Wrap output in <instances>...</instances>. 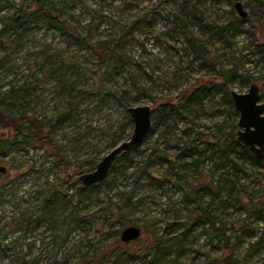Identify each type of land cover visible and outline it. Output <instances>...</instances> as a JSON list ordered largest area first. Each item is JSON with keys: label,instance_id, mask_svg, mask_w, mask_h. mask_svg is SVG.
<instances>
[{"label": "rangeland", "instance_id": "1", "mask_svg": "<svg viewBox=\"0 0 264 264\" xmlns=\"http://www.w3.org/2000/svg\"><path fill=\"white\" fill-rule=\"evenodd\" d=\"M176 1L180 3L182 0ZM239 1L248 11V17L237 23L235 36H232L233 30L220 32L221 26L227 25L231 18V5L225 0H207L205 6L201 4L203 11L198 13L204 18H194L190 29L207 39L209 32L204 25L209 23L211 33L215 35L210 43L214 57L222 63L228 76L238 75L230 90L246 92L250 84L257 83L264 96V15L259 16L256 12L261 13L258 6L264 0ZM30 2L8 0L0 14V29L3 15H10L18 5ZM196 2L191 0L192 4ZM171 3L165 0H67V13L74 14V19L78 20L76 23L80 22V29L86 35L97 39L119 30L126 34L124 49L129 65L119 74V83L130 87L133 79L139 78L149 86L151 95L133 105L149 104L154 109L200 79L221 81L214 78L213 71L200 68L199 60L189 69L182 68L189 60H194L196 53L188 41V33L174 27ZM146 14H149L147 18L142 17ZM68 56L76 57L85 66L96 63L85 46L41 19L38 24L31 25L17 47L4 49L0 46V91L11 86H29L34 93L30 110L45 116L54 114L61 100L54 91L55 80H41V66L51 67L56 59L59 61L60 57ZM144 70L149 71V77ZM247 75L254 76L248 85L244 83ZM209 83L208 80L204 85ZM81 101L80 114L67 121L57 133L70 161L67 165L61 166L58 159L45 153L33 136L27 142L20 140L10 145L7 154L0 155V169L5 168L4 172L0 170V264L34 258L42 264H75L82 255H91L94 249L99 251L102 264H151L147 249L154 240L160 236L171 238L195 219L190 215L194 204L186 196L188 188L177 189L173 183L179 181L176 177L163 185L150 177L136 183L138 173L126 179L114 171L108 179L116 177V186L106 180L98 184L97 193L75 202L76 207L68 202L72 186H83L79 175H70V172L78 170L80 165L90 167L94 158L98 163L115 145L129 139L133 132V127H127L122 134L120 127L129 112L118 99L108 97L102 106H98L102 96L87 94ZM198 105L202 109L197 116L190 117L193 122L189 124L188 134L183 135L186 123L178 119L170 122L169 129L161 130L172 131L184 139H193L196 132H202V141L223 138L236 124L234 133L237 138L239 114L236 116L234 103L224 93L209 94ZM1 133L12 141L13 131L0 130ZM166 144L167 140L160 134L149 135L133 156L139 161L154 147L163 150ZM174 145L169 146L168 153L177 151ZM244 159L240 163L243 161L245 172L236 174L232 171L230 175L233 181L236 180L237 189L232 190L231 183L227 186L221 183L225 189L223 197L231 203L223 223L219 226L196 225L178 261L166 264H222L229 255L245 264H264V165L254 164L247 157ZM23 164L35 167L24 172ZM152 169L170 172L171 165L156 164ZM202 181L211 184V178L206 174ZM49 182L59 184L62 190L56 197L54 214H45L43 204ZM239 185H244L257 199L253 203L244 200L243 195L237 194ZM134 186L138 187L145 202L125 210L129 223L121 226L116 219L96 220L98 216L102 218L106 207L124 206L121 193ZM40 214L58 221L56 229L50 230L47 222H41L37 229L27 230L19 223L24 215L25 218H35ZM130 225L138 226L141 236L116 244L113 230L119 228L122 232ZM110 251H115L116 255L112 253L110 256Z\"/></svg>", "mask_w": 264, "mask_h": 264}, {"label": "trees", "instance_id": "2", "mask_svg": "<svg viewBox=\"0 0 264 264\" xmlns=\"http://www.w3.org/2000/svg\"><path fill=\"white\" fill-rule=\"evenodd\" d=\"M165 1L172 2L170 12L174 16V27L181 28L188 33V41L194 47V52L196 53L194 60H189L187 66L182 68L189 69L194 66V62L199 60L200 68L213 71L214 78L221 81L215 82L212 78L200 79L197 83L186 87L176 96L170 97L167 102L157 105L153 109V129L150 135L160 134L163 139H166L165 149L161 150L160 147H154L139 161L133 156L134 153L140 151L139 149L125 152L117 158L108 175L109 177L116 171L122 177L130 179L138 173L136 183L145 177H150L162 185L171 183L173 181L172 177H176L179 181H173V183L176 184L177 189L188 188L186 196L194 204L190 209V215L194 216L195 219L183 231L178 232L171 238L163 239L160 236L154 240L153 245L147 249L151 264H166L168 262L171 263V261L173 263L178 261L189 241L190 232L196 225L202 224L205 226L210 224L211 226H219L223 223L224 214H226L231 203H229V199L223 197L225 189L221 186V183L226 186L231 183V189H237L235 186L236 180L233 181L230 175L232 171L236 174L245 172L244 158L247 157L254 164L264 165V161L258 160L248 147L237 140L234 133L236 124L223 138L215 137L214 139L202 141V132H196L193 139L190 137L184 139L177 137L172 131L161 130L162 128L169 129L170 122L178 119L186 123L183 135L188 134L190 130L189 124L191 121L193 122V120L190 121V117L198 115L199 110L202 109L201 107L199 109L198 104L209 94L224 93L230 102L233 103L229 87L234 84V80L238 76L237 74L228 76L222 63L217 62V57H214L210 43L214 40L215 35L211 33L212 29L208 27L209 23L204 25L207 26L206 30L209 32L207 39L190 29L194 18L200 20L204 18L198 12L202 10L201 4L205 6L207 0H197L195 4H192L191 0H182L180 3L176 0ZM225 1L231 5V18L227 25L221 26L220 32H228L229 30L234 32L238 27L237 23L243 21L234 7L235 2L239 0ZM7 4L8 0H0V14L4 11ZM66 7L67 0H31L30 3L18 5L12 14L1 17L0 46L4 49L17 47L30 31L31 25L38 24L41 19H45L55 29L66 32L68 36L77 40L81 46H85L94 57L96 63H92L91 66H85L76 57L68 56L60 57L59 61L56 59L52 62L53 65L51 67L41 66L43 73L41 80L47 78L55 80L54 91L61 100L56 112L50 116L40 115L30 110L34 93L29 86H18L17 88L11 86L8 90L0 91V130L13 131L14 134L12 141L5 133L0 134V155H6L10 145L20 142V140L27 142L33 136L45 153H48L54 159H58L61 166H65L70 161L62 142L57 138V133L67 121L80 114V106L82 104L80 100L85 98V95H101L102 102H99L98 106H102L106 98L114 97L124 105L127 113L129 106L151 96L149 95V86L139 78L133 79L130 87L119 83V74L126 71L129 65L128 55L124 49L126 34H124L123 30L116 31L108 37L94 39L80 29V22L79 24L76 23L78 20L74 19L73 13H67ZM258 10L261 11V13L256 11L259 16L264 15V3L259 4ZM148 15L146 14L142 17L147 18ZM236 34L237 32L235 31L232 36ZM153 63L155 64L156 62L153 61ZM144 74L149 77V71L144 70ZM185 76L188 77L189 75L186 74ZM253 79L254 76L247 75L244 83L248 85ZM208 80L210 83L204 85ZM234 112L236 116L239 114L236 108H234ZM127 127H133V120L129 114L126 115V121L120 127L123 129L122 134H124ZM172 144H175L177 151L168 153L167 149ZM240 160H243L242 163H240ZM91 162L90 167L80 165L78 170L70 172V175H80L83 172L93 170L97 160L94 158ZM164 163L171 165L170 172H157L152 169L156 164ZM21 167L22 171L27 172L34 168L35 165L23 164ZM205 174L211 178V184L209 185L202 181ZM108 177L103 182L108 180V182L113 183V186H116L114 183L116 177L112 179H108ZM216 178V184H214ZM139 185L142 184L139 183ZM59 186L57 183H48L44 191L43 204L45 214H54L56 197L60 192L62 193ZM97 188L98 184L89 186L73 185V191L68 202L74 203L73 205L76 207L75 202L79 203L81 200L97 193ZM121 194L125 200L124 206L117 205L115 209H112V206H108L105 208L102 218L98 216L96 220L113 221V219H116L121 226L129 223L125 210L133 209L143 204L145 202L144 197L139 195L138 187L135 186ZM237 194L239 196L243 195L244 200L249 203H253L257 199V196L249 192L244 185H239ZM237 199H240V197H237ZM41 222H47L50 230H54L58 226V221L51 217L44 218L41 214L36 215L35 218H25L24 215L19 223L25 225L24 227L27 230H30L37 229ZM120 233L119 228L113 230L112 236L118 245L123 244ZM98 252L97 249H94L91 255H82L75 264H102ZM110 252V256L115 253V251ZM9 264L42 263L34 258L32 260H13ZM222 264L245 263L233 255H229L223 259Z\"/></svg>", "mask_w": 264, "mask_h": 264}, {"label": "water", "instance_id": "3", "mask_svg": "<svg viewBox=\"0 0 264 264\" xmlns=\"http://www.w3.org/2000/svg\"><path fill=\"white\" fill-rule=\"evenodd\" d=\"M234 7L241 18L248 17V11L241 1L235 2ZM231 96L235 108L239 111L237 140L248 147L258 160L264 161V98L260 86L252 83L246 92L232 89ZM128 112L133 120L131 137L114 146L100 159L95 169L78 176L83 186L105 181L117 158L125 152L138 150L151 134L154 111L149 104L131 105ZM0 170L4 172L5 168ZM140 236L141 230L135 225L125 227L121 232V239L125 242L136 240Z\"/></svg>", "mask_w": 264, "mask_h": 264}, {"label": "flooded vegetation", "instance_id": "4", "mask_svg": "<svg viewBox=\"0 0 264 264\" xmlns=\"http://www.w3.org/2000/svg\"><path fill=\"white\" fill-rule=\"evenodd\" d=\"M243 19V18H242ZM261 90V89H260ZM230 94H231V90H230ZM262 97L264 98V96L262 95Z\"/></svg>", "mask_w": 264, "mask_h": 264}]
</instances>
